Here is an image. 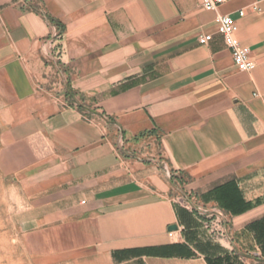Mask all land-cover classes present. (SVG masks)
Returning a JSON list of instances; mask_svg holds the SVG:
<instances>
[{"label": "crops", "instance_id": "0c3cea01", "mask_svg": "<svg viewBox=\"0 0 264 264\" xmlns=\"http://www.w3.org/2000/svg\"><path fill=\"white\" fill-rule=\"evenodd\" d=\"M0 129L45 264H264V0H0Z\"/></svg>", "mask_w": 264, "mask_h": 264}, {"label": "built area", "instance_id": "2783aa9c", "mask_svg": "<svg viewBox=\"0 0 264 264\" xmlns=\"http://www.w3.org/2000/svg\"><path fill=\"white\" fill-rule=\"evenodd\" d=\"M224 2V0H199L200 7L208 12L216 11V9ZM254 10L259 11L257 8ZM240 16L244 15L240 11ZM216 32L223 40L224 44L231 53L234 65L241 72H251L255 69L256 64L252 59L251 50L248 46L243 45L237 37L238 26L236 22L229 15H216L215 17ZM213 39L212 34H204L199 36L198 43L206 45ZM168 177L171 179L172 174L167 172ZM186 208L194 213L199 219L202 220L204 228L212 237L220 236L223 233V224L225 217L221 211L217 209H206L201 205L195 204L190 196H185ZM173 231L168 232V236L172 238Z\"/></svg>", "mask_w": 264, "mask_h": 264}, {"label": "rangeland", "instance_id": "374dc122", "mask_svg": "<svg viewBox=\"0 0 264 264\" xmlns=\"http://www.w3.org/2000/svg\"><path fill=\"white\" fill-rule=\"evenodd\" d=\"M27 207L28 197L20 181L6 174L0 163V264H45L43 259L30 256L20 241V223Z\"/></svg>", "mask_w": 264, "mask_h": 264}, {"label": "trees", "instance_id": "16d2710c", "mask_svg": "<svg viewBox=\"0 0 264 264\" xmlns=\"http://www.w3.org/2000/svg\"><path fill=\"white\" fill-rule=\"evenodd\" d=\"M171 180H172L173 183H174V182L182 183L181 180H180V178L175 177V176H172V177H171ZM174 180H175V181H174Z\"/></svg>", "mask_w": 264, "mask_h": 264}, {"label": "water", "instance_id": "95a60500", "mask_svg": "<svg viewBox=\"0 0 264 264\" xmlns=\"http://www.w3.org/2000/svg\"><path fill=\"white\" fill-rule=\"evenodd\" d=\"M176 229H177L176 226H171V227L169 228L170 231H171V230H176Z\"/></svg>", "mask_w": 264, "mask_h": 264}]
</instances>
